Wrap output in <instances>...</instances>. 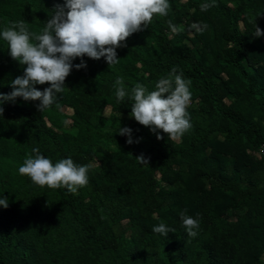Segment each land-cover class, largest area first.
Returning <instances> with one entry per match:
<instances>
[{
    "label": "trees",
    "instance_id": "obj_1",
    "mask_svg": "<svg viewBox=\"0 0 264 264\" xmlns=\"http://www.w3.org/2000/svg\"><path fill=\"white\" fill-rule=\"evenodd\" d=\"M64 3L0 0V32L24 20L30 33L42 34ZM203 3L212 0H169L168 15H154L127 37L114 64L74 58L73 65L83 60L86 67L73 68L65 90L42 111L39 100L0 103V198L8 200L7 208L0 206V264H259L264 161L252 166L242 156L264 141V125L240 113L236 99L254 101L264 114V34L255 36V25L264 33V0H215L201 11ZM193 22L209 28L199 33L189 28ZM173 67L190 81L192 94V127L177 142L162 130L158 140L131 116L132 89L155 90ZM24 68L0 36V93L13 90ZM118 78L123 101L116 96ZM119 127L130 128L139 142L126 143ZM33 148L53 165L65 158L90 165L88 184L72 193L19 174ZM141 154L148 165L136 159ZM246 205L251 209L241 211ZM182 212L199 220L195 237L187 235ZM160 223L175 232L155 233ZM242 240L246 253L237 248Z\"/></svg>",
    "mask_w": 264,
    "mask_h": 264
},
{
    "label": "clouds",
    "instance_id": "obj_2",
    "mask_svg": "<svg viewBox=\"0 0 264 264\" xmlns=\"http://www.w3.org/2000/svg\"><path fill=\"white\" fill-rule=\"evenodd\" d=\"M212 3L200 5L201 11L214 6ZM169 0H65L63 5L55 7L54 14L46 22L42 34L30 33L25 21L21 20L0 32L7 41L11 58L26 65L22 76L11 82L12 91L0 93V103L15 101L21 97L25 101H37L39 111L48 108L56 100L57 94L65 90V79L73 68L86 67L81 60L73 65L74 58L87 56L93 60L104 57L108 65L118 61L116 49L125 47L122 42L131 34L143 31L152 22L154 15H168ZM67 10V11H65ZM171 32L177 34L181 28L168 21ZM190 29L203 33L209 28L206 23L193 22ZM262 30L255 25V36L260 37ZM34 36L35 42L30 37ZM49 84L43 91L34 85ZM118 101L127 95L122 81H115ZM190 81L183 73L172 68L168 77L161 78L155 90L148 92L143 85L132 89L134 104L131 116L141 125L149 127L156 138L162 139L157 130H162L170 140H179L192 125L187 111L191 104ZM3 108H0L2 114ZM120 135L126 136V143H138L133 140L132 130L128 127L118 128ZM34 156L29 155L19 167V174L43 187L57 189L65 187L75 193L88 184L90 165H77L71 158H65L54 165L49 158L33 148ZM136 159L141 164L148 160L141 154ZM0 206L8 207L7 197L0 198ZM187 210H185L186 212ZM183 225L189 237H195L199 220L181 213ZM155 233L164 235L175 232L165 223L153 228Z\"/></svg>",
    "mask_w": 264,
    "mask_h": 264
},
{
    "label": "rangeland",
    "instance_id": "obj_3",
    "mask_svg": "<svg viewBox=\"0 0 264 264\" xmlns=\"http://www.w3.org/2000/svg\"><path fill=\"white\" fill-rule=\"evenodd\" d=\"M238 24H239V27L242 28L241 27V23L238 22ZM261 40H263V38H261ZM236 101H238L237 102L238 105H237L236 108L240 111V113H242L244 116L245 115L248 116L249 119L257 120L261 125H264V114H262V113H260L258 111V107H257V105H255V102L254 101H250V100H247L246 101L245 99H240V98L239 99H236ZM247 105H249V106L247 107ZM58 108H59V110L65 112L69 116L72 114L71 113V110L68 109V108H66V107H64L63 105H58ZM187 111L190 114L192 110L191 109H187ZM108 112H109V108L108 107H105V109L103 111L104 115H107ZM65 121H66L67 124H72V121L70 120V118H67ZM218 139L221 140L220 137ZM179 140H174V141L177 142ZM232 158H234L237 161H239L241 159V158H239V155H238L237 152H234L233 153V157ZM242 159H245V162L248 165L255 166V161H257L259 158L256 155L253 154V151H250V150L247 149V150H245V153H243ZM248 208L251 209V207L249 205H246V206H242L240 208V210L241 211H244V210L247 211ZM228 219L229 220H233L234 217L232 215H229L228 216ZM124 222L125 221L123 220L122 223H124ZM243 244H244V241L242 240L240 242V244L237 245V248L243 249L245 251V253H246V252H248V249H247V247L245 245L243 246ZM258 263L259 264H264V250H262L261 253H260V255H259Z\"/></svg>",
    "mask_w": 264,
    "mask_h": 264
},
{
    "label": "built area",
    "instance_id": "obj_4",
    "mask_svg": "<svg viewBox=\"0 0 264 264\" xmlns=\"http://www.w3.org/2000/svg\"><path fill=\"white\" fill-rule=\"evenodd\" d=\"M253 154L264 161V141L257 146Z\"/></svg>",
    "mask_w": 264,
    "mask_h": 264
}]
</instances>
